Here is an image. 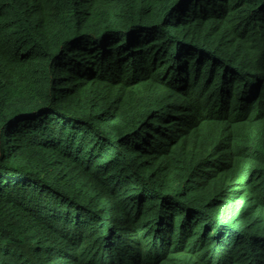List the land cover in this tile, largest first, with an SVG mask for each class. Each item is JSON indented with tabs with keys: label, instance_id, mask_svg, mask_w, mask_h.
<instances>
[{
	"label": "trees",
	"instance_id": "16d2710c",
	"mask_svg": "<svg viewBox=\"0 0 264 264\" xmlns=\"http://www.w3.org/2000/svg\"><path fill=\"white\" fill-rule=\"evenodd\" d=\"M0 264H264V0H0Z\"/></svg>",
	"mask_w": 264,
	"mask_h": 264
}]
</instances>
